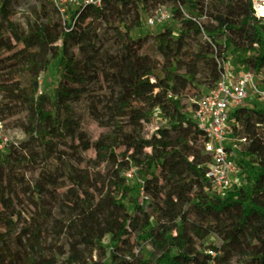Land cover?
<instances>
[{
	"label": "trees",
	"instance_id": "1",
	"mask_svg": "<svg viewBox=\"0 0 264 264\" xmlns=\"http://www.w3.org/2000/svg\"><path fill=\"white\" fill-rule=\"evenodd\" d=\"M13 1L0 0V119L26 110V136L41 151L27 154L25 146L10 142L0 157V264H206L211 249L217 251L216 264H264V104L242 103L230 112L234 132L246 141L238 153L246 181L220 194L204 184L201 168L212 153L204 146L205 131L182 102L198 71L197 59L188 56L195 36L207 39V57L218 46L209 58L214 81L220 78L221 61L263 70L264 18L255 17L250 0H213L216 8L209 15L215 22L201 19L200 26L189 19L178 35L171 26L161 27L154 37L155 57L145 53L147 35L130 34L142 24L143 12L173 1L177 17H182L180 6L200 17L207 15L203 0L82 2L69 6L66 18L56 6L57 18L46 2L33 0L26 32L11 19ZM113 24L121 31L123 51L111 56L110 68L101 73L113 86L105 106L113 129L93 141L79 131L74 105L96 79L92 67L101 53L100 28ZM53 62L59 73L54 93L40 92L39 76ZM90 107L100 121L97 104ZM153 110L162 113L165 124L143 136ZM89 149L108 156L119 170L130 162L146 165L140 190L153 203L136 201L129 212L124 198L130 188L118 179L119 170L79 171L74 160ZM31 166L38 168L34 181L26 175ZM66 179L72 185L66 209L55 218L58 241L49 243L42 231L51 212L41 195ZM97 183L101 194L90 192ZM153 221L161 223L158 235ZM140 232L152 241L144 258L137 254L135 234ZM210 234L219 244L207 243Z\"/></svg>",
	"mask_w": 264,
	"mask_h": 264
},
{
	"label": "rangeland",
	"instance_id": "2",
	"mask_svg": "<svg viewBox=\"0 0 264 264\" xmlns=\"http://www.w3.org/2000/svg\"><path fill=\"white\" fill-rule=\"evenodd\" d=\"M33 0H14L10 6V16L11 19L16 23L19 30L26 32L27 30V20L30 17L29 5ZM46 2L48 4V9L54 14L57 18V11L55 6L59 8V13L62 18H66L67 15L64 13L69 6L79 5L85 0H53L54 5L49 3L48 0H39ZM213 0H203L204 6L207 9V15L200 16L207 24L214 23V19L209 15L214 12L216 5L212 3ZM218 5V3H215ZM157 6H163L168 12L173 14L172 18L162 22L155 23L150 25L147 21V16L155 13ZM156 7H149L143 12L142 15V24L140 26H135L131 29L130 34L132 37L137 36H148V47L145 49V53L149 54L152 57L156 55V47L154 43V37L156 33L164 26H171L174 29V34L178 35L181 30L185 31L186 28L191 24V21L185 17H177L175 15V9L177 4L173 1H168L157 5ZM185 11L189 13L188 7L183 6ZM189 14H195V10L191 11ZM101 35L97 41V46H100V57L95 62L92 67V72L96 73V79L92 81L89 85V92H87L80 101L76 102L74 105L75 119L79 125V131L84 132L87 138L90 140H98L105 137L109 134L112 129V123L107 119V114L105 110L106 103L110 100V95L113 91L112 84L105 79L101 74L107 71L110 68L109 60L111 56H118L122 53V41L120 38L121 31L118 29L116 24L111 26L102 25L100 28ZM205 37L195 36L192 38L191 48L189 58L192 60L197 59V74L194 79H192L185 89L184 94L182 95V102L186 106V110L189 113L191 108L194 106L195 102L199 100L202 95L207 92L211 87L216 83L214 81V75L210 68V56H215L216 48L212 46V50L208 53V57L205 53V48L207 46ZM220 42L222 39H218ZM223 48V47H222ZM219 68L221 69L220 77L225 75L227 80L232 82L235 78L244 72L249 70L246 66L235 65L231 61H225L219 63ZM185 68L181 69L180 72H185ZM58 70L57 63L53 62L50 64L48 70L42 73L39 76V91L47 92L50 94L54 93V88L58 82ZM256 82L258 87L261 90H264V69L260 72H255ZM97 104V108L101 111V120L98 121L93 117V114L90 110L91 103ZM264 104V95L260 96L257 93H251L247 99L244 100L243 104L248 106H253L254 104ZM165 117L159 110H153L149 114L148 120L144 124L142 131L143 136H148L150 132L156 128L158 125L165 124ZM28 125V112L26 110L20 111L15 116L9 117L3 120V129L0 131V145L3 147L0 149V157L5 154L6 146L10 142H14L17 146H25L24 152L31 154L34 152H40L41 146L37 141L29 139L26 136V126ZM229 134L224 141V146L235 159V162L238 166L236 174L232 177V187L242 185L246 181V173L243 168L239 167L238 164V153L241 149L246 146V141L242 140V137L239 136L233 129V120L229 119L228 122ZM142 159V158H141ZM79 171H86V169L93 171L94 173L97 170H102L104 173L107 171L113 170L114 172L119 170V164H113V161L105 156L103 153H97L93 149L82 151L78 154L77 158L74 160ZM132 170V176L128 175V170ZM60 170L63 175H66L64 167L60 166ZM115 170V171H114ZM109 171V172H110ZM118 179L122 181L124 187L130 188V192L124 198V202L127 206L129 212L132 211L133 203L138 201L144 204H152L153 200L151 196L147 198L142 194L140 185L145 177L148 175V167L136 162H130L129 167L119 170ZM118 171V172H119ZM108 172V173H109ZM26 175L29 180L34 181L38 175V168L29 167L27 169ZM72 183L66 179L65 184L57 187H49V190L41 195L42 204L50 210L51 216L49 217L45 228L43 229V234H47L48 242L55 243L58 241L56 236V226L55 218L61 217L67 203V194L68 189ZM134 187L131 190V187ZM213 189V188H212ZM216 189V188H215ZM227 189H218L217 192L224 194ZM90 192L93 194H101L103 192L102 187L99 183L90 187ZM164 222V221H161ZM161 223L157 224L155 221L152 222L151 226L155 228V235H158V231L161 228ZM171 225V222L167 224ZM187 228H192L193 224L191 221H187L185 224ZM137 254L138 258H144L147 251L152 246L151 238L145 233L140 232L135 234ZM207 243L219 244V238L213 234H210L206 237Z\"/></svg>",
	"mask_w": 264,
	"mask_h": 264
},
{
	"label": "built area",
	"instance_id": "3",
	"mask_svg": "<svg viewBox=\"0 0 264 264\" xmlns=\"http://www.w3.org/2000/svg\"><path fill=\"white\" fill-rule=\"evenodd\" d=\"M101 1L85 0V2H91L96 6H99ZM250 2L255 17L264 18V0H250ZM180 9L182 17L196 21L201 26V17L187 13L183 6H180ZM172 17L173 14L163 6H157L155 13L147 16V21L150 25H154ZM251 93L264 95V90L258 87L253 70H245L232 82L223 75L195 102L191 109V116L195 124L207 135L204 142L205 149L212 153L211 160L203 164L201 168L204 184H210L212 188H228L232 183V177L238 170L235 159L224 146V141L229 134L228 122L231 110L242 104ZM2 129L3 120L0 119V131ZM242 140L245 139L242 138ZM2 147L0 145V149ZM127 173L130 177L132 176L131 169ZM142 194L146 198L148 197L143 191ZM209 252L213 257L206 264H216L217 251L211 249Z\"/></svg>",
	"mask_w": 264,
	"mask_h": 264
}]
</instances>
